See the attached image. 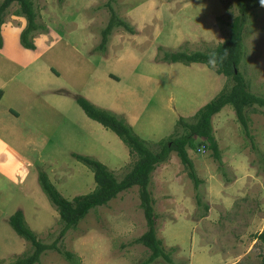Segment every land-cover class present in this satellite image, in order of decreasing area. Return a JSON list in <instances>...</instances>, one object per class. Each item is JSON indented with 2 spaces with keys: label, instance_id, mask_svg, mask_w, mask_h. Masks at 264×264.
I'll return each mask as SVG.
<instances>
[{
  "label": "rangeland",
  "instance_id": "1",
  "mask_svg": "<svg viewBox=\"0 0 264 264\" xmlns=\"http://www.w3.org/2000/svg\"><path fill=\"white\" fill-rule=\"evenodd\" d=\"M31 1L42 27L33 35L34 50L19 42L26 22L15 15L16 3L1 28L0 115L26 141L24 152L34 164L27 168L32 188L26 193L0 182V264L32 252L8 224L17 210L42 244L58 236V214L38 184L40 172L71 200L95 187L92 172L72 154L101 162L117 179L135 161L113 132L84 114L77 97L123 120L158 152L160 140L182 132L179 119L193 122L202 106L232 85L206 65L170 64L162 57L216 48L240 14L238 0H115L116 16L133 33L115 29L105 50L98 46L110 16L107 0ZM242 48L239 71L248 90L264 97V7L245 15ZM11 109L19 113L14 122ZM245 115L252 140L231 105L212 117L220 163L202 139L194 138V148H187L198 187L175 152L150 175L156 235L171 264H258L264 255V242L254 239L264 229V108H247ZM146 230L133 187L91 210L57 247L73 254L76 264H139L149 252L134 241ZM35 264L71 262L45 251Z\"/></svg>",
  "mask_w": 264,
  "mask_h": 264
},
{
  "label": "trees",
  "instance_id": "2",
  "mask_svg": "<svg viewBox=\"0 0 264 264\" xmlns=\"http://www.w3.org/2000/svg\"><path fill=\"white\" fill-rule=\"evenodd\" d=\"M114 1L107 0L104 5L108 9L110 16L107 25L100 33L101 42L98 49L101 50L106 49L109 37L115 29L123 28L128 33H133L128 24L116 16L112 6ZM238 1L240 2V14L235 16L229 23L227 38L216 48L210 52L195 51L188 53L186 51H175L164 53L162 60L167 63H182L184 65L198 63L206 65L213 69L216 74L230 79L232 85L229 88L224 87L214 98L202 106L194 114L193 122H186L182 118L179 119L178 124L181 126L182 132L168 139L160 140L158 152L151 151L146 142L141 140L123 120L103 109L97 108L83 97L76 98V103L84 114L105 129L113 132L126 145L129 155L135 157V161L123 178L117 179L101 162L91 157L72 154L75 160L92 172L95 187L91 192L75 196L71 200L64 198L47 175L40 172L37 178L38 184L57 212L61 228L52 244H42L28 227L22 211L17 210L8 218V224L19 237L31 244L32 252L17 259L12 264H35L45 251H56L71 264H76L73 254L62 252L57 247L58 242L63 239L67 231L75 229L91 210L107 205L120 193L133 187L138 188L140 208L143 212L147 229L140 237L135 239L134 243L144 246L149 252L148 257L139 264H153L158 259L164 260L167 264L172 263L171 254L164 250L162 241L156 235V217L153 212V200L149 191L151 173L157 166L167 160L171 152H175L187 170L188 177L194 186L198 187L201 180L197 178L193 163L187 153V148H194V138L202 139L204 145L211 150L213 159L220 163V152L213 133L212 117L218 114L226 105H231L243 133L248 139L252 140L245 110L251 107L264 108V97H258L248 90L245 79L239 71L243 56L242 42L245 15L251 9L264 6L260 4L259 0ZM13 3L19 6V10L16 11L15 15L24 18L26 22L25 27L19 34V42L23 48L34 50L33 35L35 32H39L42 27L36 22L37 13L31 0H2L0 2V49L2 48L1 26L4 23L7 9ZM214 53L216 54V66H211L208 61L209 57ZM252 147H254L253 144ZM197 203L200 204L199 199H197ZM203 207L207 210L206 205ZM254 239L264 242V229L261 233L255 234ZM258 264H264V255Z\"/></svg>",
  "mask_w": 264,
  "mask_h": 264
},
{
  "label": "crops",
  "instance_id": "3",
  "mask_svg": "<svg viewBox=\"0 0 264 264\" xmlns=\"http://www.w3.org/2000/svg\"><path fill=\"white\" fill-rule=\"evenodd\" d=\"M1 28L3 31V25ZM3 46L4 40L2 48ZM3 94L1 90L0 96ZM11 110L15 113V116L13 115L14 118H11V122H14L19 118V113L13 109ZM0 117H3V120L0 118V182L6 183V185L14 190L19 189V191L24 194L26 190L32 188V186L27 188V181L29 178L27 168L34 164V162L24 152L26 141H21L19 138L21 134L10 125H4L6 121L4 115L1 114ZM21 186H23V188H21Z\"/></svg>",
  "mask_w": 264,
  "mask_h": 264
},
{
  "label": "clouds",
  "instance_id": "4",
  "mask_svg": "<svg viewBox=\"0 0 264 264\" xmlns=\"http://www.w3.org/2000/svg\"><path fill=\"white\" fill-rule=\"evenodd\" d=\"M259 2H260V4H261L262 6H264V0H259ZM215 57H216V54H215V53L212 54V55L209 57V61H208L209 65H211V66H216V65H215Z\"/></svg>",
  "mask_w": 264,
  "mask_h": 264
},
{
  "label": "built area",
  "instance_id": "5",
  "mask_svg": "<svg viewBox=\"0 0 264 264\" xmlns=\"http://www.w3.org/2000/svg\"><path fill=\"white\" fill-rule=\"evenodd\" d=\"M205 149V147H204V145L201 147V150H204Z\"/></svg>",
  "mask_w": 264,
  "mask_h": 264
},
{
  "label": "water",
  "instance_id": "6",
  "mask_svg": "<svg viewBox=\"0 0 264 264\" xmlns=\"http://www.w3.org/2000/svg\"><path fill=\"white\" fill-rule=\"evenodd\" d=\"M235 73H236V71H235Z\"/></svg>",
  "mask_w": 264,
  "mask_h": 264
}]
</instances>
